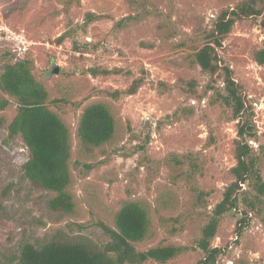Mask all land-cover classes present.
<instances>
[{
	"label": "rangeland",
	"instance_id": "374dc122",
	"mask_svg": "<svg viewBox=\"0 0 264 264\" xmlns=\"http://www.w3.org/2000/svg\"><path fill=\"white\" fill-rule=\"evenodd\" d=\"M241 1L0 0V74L27 61L47 89L51 109L71 131L68 190L74 199L71 212L53 211L48 202L56 193L24 178L29 149L20 135L8 138L17 113L12 101L0 111V199L11 187L0 209L1 259L18 255L24 240L56 233L102 247L109 237L99 222L114 227L128 199L150 218L139 249L189 246L164 264H195L203 256L197 240L234 180L238 120L219 97L222 78L204 72L194 53L209 41L221 11ZM261 20L237 21L220 52L253 108L256 137L249 141L264 179V65L253 59L264 48ZM103 69L110 72H98ZM135 79L142 85L133 95L114 99L104 92L126 89ZM92 102L105 103L116 123L113 137L98 147L81 144L76 135L83 108ZM243 189L239 209L223 214L212 241L224 248L216 264H264V194L252 183ZM244 209L251 218L238 234Z\"/></svg>",
	"mask_w": 264,
	"mask_h": 264
},
{
	"label": "trees",
	"instance_id": "16d2710c",
	"mask_svg": "<svg viewBox=\"0 0 264 264\" xmlns=\"http://www.w3.org/2000/svg\"><path fill=\"white\" fill-rule=\"evenodd\" d=\"M92 18L93 13H88ZM262 17L264 35V0H242L233 8L221 11L207 41L194 53L195 62L212 77L223 80L220 99L232 109L237 123L235 138L236 164L231 168L234 180L226 187L223 198L215 205L209 222L202 228L197 240L203 256L195 264H216L224 248L213 246L224 213L239 209L240 194L245 184H253L259 194H264V179L253 157L254 147L249 138L256 137L252 122L253 108L247 101L243 86L235 79L231 66L222 59L220 49L228 33L239 20ZM253 59L264 65V48L253 52ZM108 74L110 71H101ZM94 70V73H98ZM142 82L135 79L126 89L105 90L106 95L118 99L121 95L137 93ZM210 88V87H208ZM12 101L17 103V113L8 125V138L21 136L29 149V159L24 164L23 176L35 186L55 192L48 206L56 212L69 213L74 208V199L68 190L72 182L70 158L72 136L68 125L51 109L49 93L38 82L27 61H17L6 66L0 74V111ZM2 119L0 118V126ZM116 123L107 105L102 102L87 104L79 117L76 135L81 144L98 147L108 142L114 135ZM264 146L262 145V149ZM11 187L2 191L0 209ZM249 206V205H248ZM253 209L254 206H249ZM236 232L241 234L250 222V211L240 210ZM109 239L101 247L83 237H70L56 233L50 239L24 240L20 252L13 257L0 258V264H144L148 261L167 263L189 249L178 243H158L146 249L137 244L146 239L150 218L147 210L139 202L128 199L117 210L114 227L99 222ZM82 228L83 225H77ZM70 230L73 225L68 224Z\"/></svg>",
	"mask_w": 264,
	"mask_h": 264
},
{
	"label": "water",
	"instance_id": "95a60500",
	"mask_svg": "<svg viewBox=\"0 0 264 264\" xmlns=\"http://www.w3.org/2000/svg\"><path fill=\"white\" fill-rule=\"evenodd\" d=\"M58 70H59V69H58V67H57V68H55L54 72H58Z\"/></svg>",
	"mask_w": 264,
	"mask_h": 264
},
{
	"label": "built area",
	"instance_id": "2783aa9c",
	"mask_svg": "<svg viewBox=\"0 0 264 264\" xmlns=\"http://www.w3.org/2000/svg\"><path fill=\"white\" fill-rule=\"evenodd\" d=\"M250 141H251V143H253V142H254L253 140H250ZM250 141H249V142H250Z\"/></svg>",
	"mask_w": 264,
	"mask_h": 264
}]
</instances>
